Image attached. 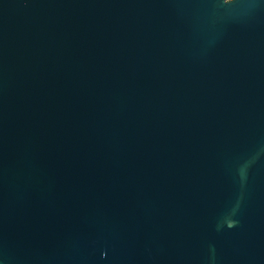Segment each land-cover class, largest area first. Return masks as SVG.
I'll use <instances>...</instances> for the list:
<instances>
[{
	"label": "water",
	"instance_id": "1",
	"mask_svg": "<svg viewBox=\"0 0 264 264\" xmlns=\"http://www.w3.org/2000/svg\"><path fill=\"white\" fill-rule=\"evenodd\" d=\"M0 264H264V0H0Z\"/></svg>",
	"mask_w": 264,
	"mask_h": 264
}]
</instances>
